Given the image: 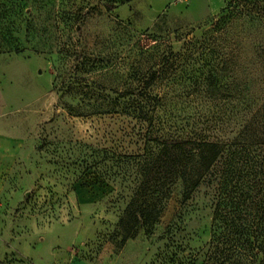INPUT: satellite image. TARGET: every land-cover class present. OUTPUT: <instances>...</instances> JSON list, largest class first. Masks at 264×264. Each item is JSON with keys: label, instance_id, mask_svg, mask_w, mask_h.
I'll use <instances>...</instances> for the list:
<instances>
[{"label": "rangeland", "instance_id": "374dc122", "mask_svg": "<svg viewBox=\"0 0 264 264\" xmlns=\"http://www.w3.org/2000/svg\"><path fill=\"white\" fill-rule=\"evenodd\" d=\"M230 6L0 0V264L204 263L216 189L183 201L176 180L153 234L124 235L118 220L139 180L127 157L141 159L143 127L98 113L128 90L163 95L212 79L223 87L212 99L234 108V66L239 78L251 69L260 96L264 28L250 29L238 6L232 24L212 32Z\"/></svg>", "mask_w": 264, "mask_h": 264}, {"label": "trees", "instance_id": "16d2710c", "mask_svg": "<svg viewBox=\"0 0 264 264\" xmlns=\"http://www.w3.org/2000/svg\"><path fill=\"white\" fill-rule=\"evenodd\" d=\"M238 6L250 29L264 28V0H234L212 32L232 24ZM113 7L107 4L108 10ZM5 34L0 29V35ZM256 50L255 67L264 73V46ZM169 57L174 59L172 53ZM169 60L163 59L165 64ZM234 71V108L226 97L212 99L223 89L212 79L180 92L168 86L163 95L144 88L128 90L115 94L110 108L98 113L143 127L141 159L127 157L139 180L118 220L124 235L136 237L138 229L153 234L176 180L183 201L206 185L216 189V200L203 264H264V90L254 95L261 81L251 69L244 67L242 78L237 77V66ZM157 73L149 79L156 80Z\"/></svg>", "mask_w": 264, "mask_h": 264}, {"label": "crops", "instance_id": "0c3cea01", "mask_svg": "<svg viewBox=\"0 0 264 264\" xmlns=\"http://www.w3.org/2000/svg\"><path fill=\"white\" fill-rule=\"evenodd\" d=\"M7 142V145L11 147V149L13 150V145H14V142L13 140H6ZM3 143H4V138L0 137V146H3ZM11 150V152H12ZM3 152V151H2ZM9 154V153H8Z\"/></svg>", "mask_w": 264, "mask_h": 264}]
</instances>
